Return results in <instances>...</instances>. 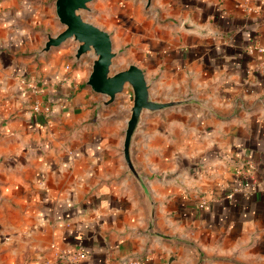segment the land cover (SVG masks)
Instances as JSON below:
<instances>
[{
  "label": "crops",
  "instance_id": "0c3cea01",
  "mask_svg": "<svg viewBox=\"0 0 264 264\" xmlns=\"http://www.w3.org/2000/svg\"><path fill=\"white\" fill-rule=\"evenodd\" d=\"M58 20L52 0H0V264H264V0H153L102 24L113 72L197 100L142 113L150 197L124 156L132 90L107 104L93 55L41 52Z\"/></svg>",
  "mask_w": 264,
  "mask_h": 264
},
{
  "label": "water",
  "instance_id": "95a60500",
  "mask_svg": "<svg viewBox=\"0 0 264 264\" xmlns=\"http://www.w3.org/2000/svg\"><path fill=\"white\" fill-rule=\"evenodd\" d=\"M92 0H55L56 13L64 29L56 34L47 33V39L41 52L49 51L54 46H59L69 38L78 41L75 50L76 60L87 55H93L92 70L87 83L99 93L108 96L105 103L115 101L118 94L125 93L129 88L132 90V104L130 117L124 139V156L129 170L134 174L142 185L147 196L150 192L143 175L138 171L132 157L133 141L140 125L144 110H164L168 107L197 102L195 98H175L159 100L152 97L151 84L146 78L145 71L138 64L131 63L128 67L114 71V58L118 52L114 50L111 33L105 28L84 18L83 9H90ZM148 6L151 0L147 2ZM187 28H200L191 23H184Z\"/></svg>",
  "mask_w": 264,
  "mask_h": 264
},
{
  "label": "rangeland",
  "instance_id": "374dc122",
  "mask_svg": "<svg viewBox=\"0 0 264 264\" xmlns=\"http://www.w3.org/2000/svg\"><path fill=\"white\" fill-rule=\"evenodd\" d=\"M152 1L153 0H151V4L148 6V0H92L89 3L90 9H83L82 15L85 19L102 27V24L112 22V20L116 19L120 14L131 17L136 5H140L142 11L147 12L151 9ZM52 2L55 5V0H52ZM58 25L59 28L57 30L60 31L65 27L60 20H58ZM64 43H70L72 47H75L78 41L74 38H69L62 44Z\"/></svg>",
  "mask_w": 264,
  "mask_h": 264
},
{
  "label": "built area",
  "instance_id": "2783aa9c",
  "mask_svg": "<svg viewBox=\"0 0 264 264\" xmlns=\"http://www.w3.org/2000/svg\"><path fill=\"white\" fill-rule=\"evenodd\" d=\"M259 49L262 50V51H264V46L259 47ZM22 82H23V83H28V85H29L30 87H32L34 90H38V87H37V85H36L34 82H29V81H27L26 79H22ZM35 108L38 109V108H39V105L36 104V105H35ZM83 256H84V254H83L82 252H75V253H73V255L71 256V260L74 261V262H78V261L81 259V257H83ZM130 263H131V264H143L144 262H143V260H141V259L133 258V259H131ZM105 264H111V261L107 260V261L105 262Z\"/></svg>",
  "mask_w": 264,
  "mask_h": 264
}]
</instances>
